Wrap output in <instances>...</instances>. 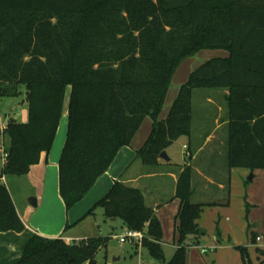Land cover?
Returning <instances> with one entry per match:
<instances>
[{"label":"trees","instance_id":"obj_1","mask_svg":"<svg viewBox=\"0 0 264 264\" xmlns=\"http://www.w3.org/2000/svg\"><path fill=\"white\" fill-rule=\"evenodd\" d=\"M203 49L229 55L196 67L161 119L177 68ZM21 85L28 121H10L4 130L0 232L27 229L3 177L28 174L51 150L69 88L59 161L67 211L90 192L147 116L153 127L136 154L146 165L158 164L174 141L190 136L195 88L228 90V168L264 169V0H0V97L20 95ZM192 181L187 163L175 194L181 201L178 248L168 262L161 223L140 188L115 181L87 214L101 207L106 217L143 231L142 247L154 260L186 264L203 211L192 201ZM227 185L230 190L229 180ZM107 241L96 236L67 243L33 234L14 264H92Z\"/></svg>","mask_w":264,"mask_h":264},{"label":"crops","instance_id":"obj_2","mask_svg":"<svg viewBox=\"0 0 264 264\" xmlns=\"http://www.w3.org/2000/svg\"><path fill=\"white\" fill-rule=\"evenodd\" d=\"M211 53L214 54V52ZM220 54L221 56L218 57L229 55V53ZM178 91L179 88L171 98H168V91L164 107L159 116L161 119L167 117ZM69 97L70 92L67 102H65L63 115L51 150L48 153L43 152L41 154L39 163L33 165L28 174L3 177V181L9 189L16 209L27 229L22 232H0V264H14L17 262L33 234L46 238H62L67 243L101 236L95 232L96 230H93L91 222L82 229H76L74 224L81 222L84 215L99 199L107 194L115 181H123L130 186L140 188L144 193L147 205L153 207L155 211L158 206L173 202L171 209L178 214L181 201L175 197L176 188L179 174L187 163L181 164L175 161L169 147L166 149L170 157L169 161L159 157L158 164L146 165L141 159L137 158V150L144 145L153 127V119L147 116L131 143L119 150L109 169L97 180L90 192L65 215L66 207L59 189V161L66 142V129L68 132ZM210 101H212L211 98ZM223 111L224 107L220 106L219 112L222 113ZM221 116L220 114L216 117V125L212 129L199 128L194 132L191 131L190 136L185 135L186 138L181 136L176 140L183 139L182 146H188V151L191 154V160L188 163L193 167L192 184L194 194L192 201L193 203L203 204V210L206 207L224 206L230 201L232 169L228 168L227 158L228 120L227 115ZM14 118L19 121L17 116ZM2 141H5V144L8 142L6 137H1L0 142ZM0 156L2 155L0 154ZM4 162V159L3 161L1 160L0 172L3 169ZM255 172L259 173L262 179L264 178V169L260 170V172L259 170ZM228 180L230 181V190H228ZM31 197L36 198V206L29 201ZM159 219H161L159 220L160 223H163L161 216ZM227 219L229 220L228 217ZM110 220L115 221L117 218H110ZM199 221L200 219L198 223ZM67 225L69 226L67 227ZM168 228L169 225H167L166 231ZM252 234V243L246 245L250 255L253 253L254 247L264 248L260 242L256 241V236L264 237V227L261 232H252ZM235 240L237 244L244 241V239L238 237ZM190 242H194L193 237L190 238ZM162 245L164 246L163 239ZM189 247L190 252L186 264H209L210 260H213L214 264H224V262L225 264H244L240 260L239 251L232 244H227L226 242L217 243V246L211 247V250L215 251V253L209 259L201 252V248L198 245H190ZM175 248L177 249L178 247L176 246ZM148 254L149 257L145 264H156L158 261L154 260L149 252ZM170 259L167 257V260ZM167 260L165 258V262H168ZM139 264H141L140 259Z\"/></svg>","mask_w":264,"mask_h":264},{"label":"rangeland","instance_id":"obj_3","mask_svg":"<svg viewBox=\"0 0 264 264\" xmlns=\"http://www.w3.org/2000/svg\"><path fill=\"white\" fill-rule=\"evenodd\" d=\"M211 52H214V54ZM220 53L228 54V51L223 49H203L193 56L187 57L179 65L174 74L168 98H171L175 91L186 81L191 71L203 62L213 57L221 56ZM20 90L22 93L18 96L0 97V118L4 123L8 124L10 119L15 116H17L19 122L28 121L26 87L21 85ZM69 92L70 89L67 90L66 102ZM227 93L228 90L226 88H195L193 90V132L199 128L212 129L216 125L217 116L220 114L222 116L227 115L225 98ZM209 97L212 101H210ZM220 106L224 107L222 113L219 112ZM1 137L5 138L0 135V140ZM182 138H186L185 135ZM65 139H67V129L65 131ZM182 145L183 139L174 141L173 144L169 146V150L170 153L174 155L175 161L184 164V162L188 163L190 160ZM0 151V154L2 155L1 147ZM1 160L3 161L2 156H0V165ZM256 170H259L260 172L262 169ZM256 170L253 171L245 167L232 168L231 195L229 203L224 206L206 207L203 210L202 216L199 218L200 234L191 245H198L201 248V252H203L208 259L215 253V251L211 250V247L217 246V243L226 242L227 244H232L235 249L239 251L240 260L244 264H260L261 261H264V248L254 247V251H252L253 253L250 255L246 246L253 241L252 232H261V229L264 227V178L262 179L260 174L255 172ZM251 175H253L252 179L250 178ZM14 178H16V176H14ZM172 206L173 202L166 205L162 204L161 206H158L155 211L158 219L160 216L163 218L161 227L166 260L167 257H173L176 250L175 247H178L179 239V232L177 230L178 221L176 218L177 214L172 211ZM68 212L69 211L65 208V215H67ZM90 222L92 223L93 230H96V233H99L102 237L108 238L107 244L100 246L95 254L96 264H139V259L141 264L147 262V258L149 257V251L147 248H139V246H134L129 242L121 243L118 239L119 235L125 233V224L120 218L111 221L110 218L104 215L103 209L97 207L93 214H85L81 222L76 225L74 224V226L76 229H82ZM167 225H169V228L166 231ZM237 237L244 239V241H241L240 243L238 242L237 244L235 240ZM215 238L218 241H216ZM239 246L246 247L247 254L243 255ZM189 252L190 247L187 248L186 261ZM156 264H164V262H156ZM209 264H214V261L210 260Z\"/></svg>","mask_w":264,"mask_h":264},{"label":"built area","instance_id":"obj_4","mask_svg":"<svg viewBox=\"0 0 264 264\" xmlns=\"http://www.w3.org/2000/svg\"><path fill=\"white\" fill-rule=\"evenodd\" d=\"M7 125H8L7 123H4V121H2L0 119V132H1L2 136H4V130L7 128ZM0 147L2 150V157L5 161L6 156H7V151H6V144L4 141L1 142ZM184 149H186V155H187V157H189L190 152L188 151V146L185 145ZM143 237H144L143 231L126 228L125 233H123L122 235H119L118 239L120 240L121 243L129 242L132 245L139 246V248H141ZM256 241L260 242L262 244V246H264V237L263 236H260V235L256 236Z\"/></svg>","mask_w":264,"mask_h":264},{"label":"water","instance_id":"obj_5","mask_svg":"<svg viewBox=\"0 0 264 264\" xmlns=\"http://www.w3.org/2000/svg\"><path fill=\"white\" fill-rule=\"evenodd\" d=\"M10 121H11V122H16L17 119H15V118H11ZM160 158H162V159H164V160H166V161H169V160H170V157H169V155H168V153H167L166 150H164V151L160 154ZM250 178L252 179V178H253V175H251ZM29 201L31 202L32 205H34V206L37 205V202H36V198H35V197H31V198L29 199ZM92 264H96V263L93 262Z\"/></svg>","mask_w":264,"mask_h":264}]
</instances>
